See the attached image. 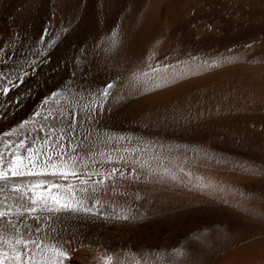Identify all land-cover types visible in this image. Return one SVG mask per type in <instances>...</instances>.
I'll use <instances>...</instances> for the list:
<instances>
[{"label":"bare ground","instance_id":"6f19581e","mask_svg":"<svg viewBox=\"0 0 264 264\" xmlns=\"http://www.w3.org/2000/svg\"><path fill=\"white\" fill-rule=\"evenodd\" d=\"M0 49L4 168L77 160L12 178L74 186L65 264H264V0H0Z\"/></svg>","mask_w":264,"mask_h":264},{"label":"snow or ice","instance_id":"6c2138e0","mask_svg":"<svg viewBox=\"0 0 264 264\" xmlns=\"http://www.w3.org/2000/svg\"><path fill=\"white\" fill-rule=\"evenodd\" d=\"M115 35V32H113V36L109 38L112 40L113 46L115 45ZM42 40L43 37H41ZM53 43V40H49L47 47L51 48ZM2 54L3 49H0V55ZM3 62L6 63V61ZM32 63L34 64L35 61ZM2 76L3 73H0V77ZM8 82L9 84L12 83L11 80ZM113 86L114 82L105 84L100 90V94L107 98L110 95L109 90ZM3 91L7 93L8 88L4 87ZM59 95L58 91H53L51 97L45 100V104L53 97H58ZM37 115H39V112H37ZM69 116L71 117V113H69ZM72 118L74 119V117ZM29 122L25 121L24 124ZM24 124L19 127L23 128ZM14 133H16V129H13L11 133H4V135L10 136ZM44 143H47V141L45 140ZM17 147H23V141ZM60 147L63 148V145ZM32 151V148L28 149L30 154ZM73 151L75 152V149ZM57 155L59 156V162L54 161L49 156L44 163L40 164L39 170L31 156L28 159L29 163L32 164V168L28 170L22 167L23 162L20 160L18 153L13 156L7 168H4L3 161L0 159V182H3L0 185V192H4L11 185L10 192L15 198L14 203L0 207V264H65L68 259L72 241L70 239L66 240L58 234L53 235L56 232L54 228L51 232H43L41 234L43 230L39 222L42 219L51 218L50 216L42 217L41 213L56 214L79 210L74 202V186L70 183L63 184L48 181V187L41 191V187L45 183L43 180H37L30 185H22L14 183L12 179L25 175L37 177L51 175L56 177L58 181L67 180L69 176L79 178L80 174L76 169V157L68 153H58ZM65 155L69 157L68 161L64 160ZM108 159L110 160L111 158L109 157ZM141 167H144V165H141ZM116 171L117 169L113 168L112 173H99L98 175H103L104 179H112L113 173ZM165 171L167 172V170ZM132 175L135 178V169L132 170ZM120 176L124 178L125 174L120 172ZM172 178L175 179V176L173 175ZM96 183H101V181ZM53 189L56 191H53ZM112 190L115 191L114 186H112ZM82 191H86V189H82ZM137 198H139L138 194ZM27 217H31L33 220L34 231L33 225L27 223ZM122 218L127 219L126 216ZM22 228L23 231L21 230ZM65 245H68V247H65ZM107 260L110 264L112 258L108 257Z\"/></svg>","mask_w":264,"mask_h":264}]
</instances>
